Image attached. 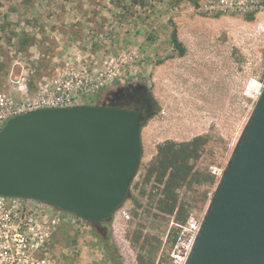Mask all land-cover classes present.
I'll use <instances>...</instances> for the list:
<instances>
[{
    "label": "rangeland",
    "instance_id": "1",
    "mask_svg": "<svg viewBox=\"0 0 264 264\" xmlns=\"http://www.w3.org/2000/svg\"><path fill=\"white\" fill-rule=\"evenodd\" d=\"M66 65L104 74L87 104L139 82L156 108L128 197L101 228L64 230L65 253L76 245L96 264H182L264 85V0H0V94L34 97ZM195 136L203 142L180 186L147 180L160 144Z\"/></svg>",
    "mask_w": 264,
    "mask_h": 264
},
{
    "label": "water",
    "instance_id": "2",
    "mask_svg": "<svg viewBox=\"0 0 264 264\" xmlns=\"http://www.w3.org/2000/svg\"><path fill=\"white\" fill-rule=\"evenodd\" d=\"M149 115L78 104L8 118L0 128V195L108 221L129 195ZM184 264H264V85Z\"/></svg>",
    "mask_w": 264,
    "mask_h": 264
},
{
    "label": "built area",
    "instance_id": "3",
    "mask_svg": "<svg viewBox=\"0 0 264 264\" xmlns=\"http://www.w3.org/2000/svg\"><path fill=\"white\" fill-rule=\"evenodd\" d=\"M104 74L88 66L66 65L45 82L39 93L14 103L0 94V128L17 114L43 107H68L87 104L103 83ZM190 224V221H189ZM92 223L47 202L16 196L0 195V264H96L80 259L77 246L65 253L64 230L89 232ZM192 225V224H191ZM188 248L184 264L197 231ZM179 263V253H172Z\"/></svg>",
    "mask_w": 264,
    "mask_h": 264
},
{
    "label": "trees",
    "instance_id": "4",
    "mask_svg": "<svg viewBox=\"0 0 264 264\" xmlns=\"http://www.w3.org/2000/svg\"><path fill=\"white\" fill-rule=\"evenodd\" d=\"M170 39L178 52L182 53L184 49L175 31L171 32ZM202 142L201 136H195L186 142L165 141L160 144L157 148L156 164L149 167L147 180L155 173L157 182L163 183L168 191L180 186L191 174L192 166L188 164V160L198 156ZM175 206L176 198L173 197L168 211L172 213Z\"/></svg>",
    "mask_w": 264,
    "mask_h": 264
},
{
    "label": "flooded vegetation",
    "instance_id": "5",
    "mask_svg": "<svg viewBox=\"0 0 264 264\" xmlns=\"http://www.w3.org/2000/svg\"><path fill=\"white\" fill-rule=\"evenodd\" d=\"M104 104L135 110L141 118L151 114L156 108V102L147 87L139 82L121 87L118 91L111 93ZM104 223L105 221L99 224L94 223L93 226L96 229L101 228Z\"/></svg>",
    "mask_w": 264,
    "mask_h": 264
}]
</instances>
